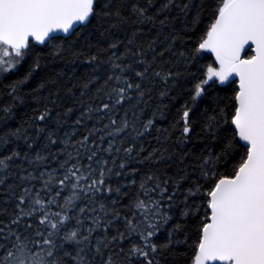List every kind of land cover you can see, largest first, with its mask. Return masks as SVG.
<instances>
[{"label":"snow or ice","instance_id":"snow-or-ice-1","mask_svg":"<svg viewBox=\"0 0 264 264\" xmlns=\"http://www.w3.org/2000/svg\"><path fill=\"white\" fill-rule=\"evenodd\" d=\"M0 78V264H264V0H0Z\"/></svg>","mask_w":264,"mask_h":264},{"label":"trees","instance_id":"trees-1","mask_svg":"<svg viewBox=\"0 0 264 264\" xmlns=\"http://www.w3.org/2000/svg\"><path fill=\"white\" fill-rule=\"evenodd\" d=\"M80 72H84L85 68L81 67L79 69ZM14 77H9V80L13 79ZM2 79V78H0ZM9 81H4V83H8ZM21 113H24L26 110V106H21L18 109ZM174 111V110H173ZM151 109H149L148 111H146L145 116L147 117L148 115H150ZM173 116L172 115H168L166 118H161V117H157L156 118V126L157 127H164V128H168L170 123L172 122ZM18 125V120H13V121H9L8 122V127H16ZM5 130V126L0 124V131H4ZM155 134V133H154ZM196 143H198L197 141H194ZM189 147H191V145H189Z\"/></svg>","mask_w":264,"mask_h":264}]
</instances>
